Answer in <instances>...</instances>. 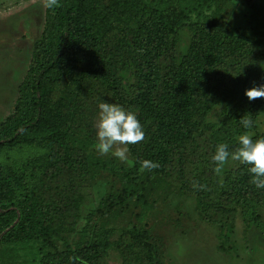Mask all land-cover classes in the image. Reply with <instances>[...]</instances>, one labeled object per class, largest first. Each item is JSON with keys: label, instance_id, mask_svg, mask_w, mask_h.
I'll return each instance as SVG.
<instances>
[{"label": "trees", "instance_id": "obj_1", "mask_svg": "<svg viewBox=\"0 0 264 264\" xmlns=\"http://www.w3.org/2000/svg\"><path fill=\"white\" fill-rule=\"evenodd\" d=\"M171 6H180L176 14L196 13L202 19L210 7L207 0H155L151 4L140 0H58L36 45L38 62L31 88L16 101L14 116L0 124V247L24 242L36 231L37 219L43 216L38 212L40 174L61 173L76 165L125 179L116 168L71 156L67 147L60 153L43 152L61 140L65 123L76 119L65 111H80L82 104L101 99V93L107 96L104 101L112 100L135 112L144 139L128 149L138 167L142 160L157 162L158 168L147 170L152 173L169 158V152L164 154L165 144L175 145L185 154L184 147L196 137L203 139L211 152L220 142L233 151L241 134L253 133L254 141L264 138L255 133L264 99L249 101L244 96L245 89L264 83L259 45L252 43L249 53L232 50L239 41L220 40L219 34L211 36L204 25L169 17ZM85 15L90 25L84 22ZM59 83L64 88L55 99ZM218 107L221 118L206 122ZM248 114L253 125L244 129L238 120ZM89 123L77 125L88 139L95 133ZM156 125L163 133L155 131ZM176 159L180 164L181 158ZM212 175L220 203L240 210L245 226L263 233L259 210L264 209V189L250 182L247 167L229 160L219 174L212 171ZM203 197L204 193L200 201ZM129 236L140 257L127 244H112L121 259L132 255L137 264H164L146 232L132 229ZM71 255L74 264L98 263V258L96 262L86 260L78 251Z\"/></svg>", "mask_w": 264, "mask_h": 264}, {"label": "rangeland", "instance_id": "obj_2", "mask_svg": "<svg viewBox=\"0 0 264 264\" xmlns=\"http://www.w3.org/2000/svg\"><path fill=\"white\" fill-rule=\"evenodd\" d=\"M140 1L151 4L155 0ZM44 3L0 0V124L14 116L16 101L31 88L38 62L36 45L42 39L47 16L58 7L57 3L49 9ZM207 4L210 7L204 10L203 19L196 13L176 14L180 6H171L168 14L184 23L206 26L211 36L219 34L216 36L220 40L239 41L231 46L239 53H249L250 45L256 43L264 61V0H207ZM84 22L91 23L87 15ZM58 85L55 99L64 88L63 83ZM106 97L101 93V99L82 104L80 111H65L76 119L66 122L61 140L46 146L43 152L60 153L67 147L71 156L116 168L125 179L76 165L61 173L40 174L38 212L43 216L24 242L0 247V263L74 264L69 258L72 251H78L86 260L96 262L98 258L97 264H137L132 255L121 259L112 246L127 244L140 257L129 236V231L136 229L147 233L164 264H264V232L247 228L240 210L220 203L216 177L212 175L213 152L203 139L196 137L184 147L185 154L179 147L165 144L164 154L169 152V158L162 160L156 173L139 171L130 151L123 162L110 154L97 153L95 133L88 139L77 125L90 121L96 132L98 104ZM220 113L221 108H215L206 122L218 121ZM157 125L155 131L163 133ZM255 133L264 136V107L256 120ZM176 158H181L180 164ZM259 216L264 224V209L259 210Z\"/></svg>", "mask_w": 264, "mask_h": 264}, {"label": "clouds", "instance_id": "obj_3", "mask_svg": "<svg viewBox=\"0 0 264 264\" xmlns=\"http://www.w3.org/2000/svg\"><path fill=\"white\" fill-rule=\"evenodd\" d=\"M58 0H45L44 6L54 9ZM244 96L252 101L256 98L264 99V83L244 90ZM97 120L95 124V150L99 155L110 154L120 161H127L128 145L136 144L144 139V131L135 112L127 110L119 104L102 101L98 104ZM250 115L242 116L238 121L242 128L252 127ZM238 146L229 151V145L220 142L215 146L211 161L215 167L213 171L219 174L229 160L237 161L247 167L250 182L257 189H264V138L255 141L248 134H241L237 138ZM157 162L142 160L139 171L158 168ZM196 187V185H194ZM203 187V185H200ZM70 260L75 258L70 257Z\"/></svg>", "mask_w": 264, "mask_h": 264}]
</instances>
